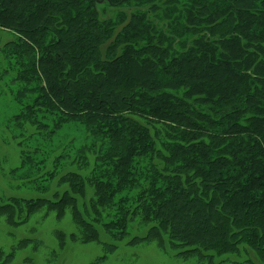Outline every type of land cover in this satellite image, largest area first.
<instances>
[{
	"label": "trees",
	"instance_id": "16d2710c",
	"mask_svg": "<svg viewBox=\"0 0 264 264\" xmlns=\"http://www.w3.org/2000/svg\"><path fill=\"white\" fill-rule=\"evenodd\" d=\"M0 27L16 35L0 47L15 123L85 135L51 150L46 174L70 189L25 200L28 213L72 204L87 233L102 218L114 237L140 213L153 223L140 239L247 244L264 262V0H0Z\"/></svg>",
	"mask_w": 264,
	"mask_h": 264
},
{
	"label": "rangeland",
	"instance_id": "374dc122",
	"mask_svg": "<svg viewBox=\"0 0 264 264\" xmlns=\"http://www.w3.org/2000/svg\"><path fill=\"white\" fill-rule=\"evenodd\" d=\"M15 37V33L0 27V47ZM3 58L0 56V61ZM10 76L11 72H7L0 79V205L12 198H21L24 203L17 204L12 212V205L0 209V264H264L257 250L247 244L239 251L228 250V253L202 251L201 254H188L181 246L173 249L162 246L160 239H140L153 224L144 223L140 213L134 215L128 231L120 237L108 233L102 218L96 223L98 233L91 236L85 226L83 228L75 220L72 204L63 212L58 207L49 209L45 204L28 213L24 208L27 206L25 200L53 198L56 192L70 189L63 175L48 178L46 174V169L53 166L56 158V152L51 150L62 141V145L70 138L78 142L85 135L81 126L75 124H67L51 138L39 136L33 125L30 134L28 124L17 125L13 117L21 109L14 100ZM36 147L44 152H32L35 161L29 162L27 153ZM70 147L65 160L75 155L76 148ZM79 171L84 177L90 174L88 168ZM85 188L86 195L77 193L79 205L86 201L89 204L94 196V190L86 180ZM101 209L106 210V207Z\"/></svg>",
	"mask_w": 264,
	"mask_h": 264
},
{
	"label": "water",
	"instance_id": "95a60500",
	"mask_svg": "<svg viewBox=\"0 0 264 264\" xmlns=\"http://www.w3.org/2000/svg\"><path fill=\"white\" fill-rule=\"evenodd\" d=\"M99 2H102L103 0H98Z\"/></svg>",
	"mask_w": 264,
	"mask_h": 264
}]
</instances>
